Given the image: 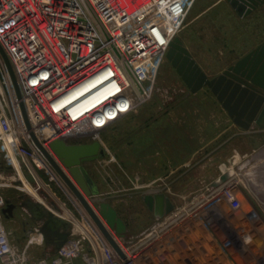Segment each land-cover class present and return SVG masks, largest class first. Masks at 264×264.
Segmentation results:
<instances>
[{"label": "built area", "instance_id": "built-area-1", "mask_svg": "<svg viewBox=\"0 0 264 264\" xmlns=\"http://www.w3.org/2000/svg\"><path fill=\"white\" fill-rule=\"evenodd\" d=\"M194 1L0 0V48L11 66L29 125L28 129L13 85L0 64V156L4 167L12 173L0 186L22 189L26 183L33 187L36 179L41 181L39 174H43L67 195L31 134L47 151L48 145L57 140L68 144L73 140H83L78 144L99 142L103 131L149 102L168 45L177 36ZM82 93L88 94L80 99ZM102 95L94 104L78 110ZM22 169L33 178L34 184L27 182ZM225 175L228 180L232 171L222 176ZM227 180L219 187L225 186ZM220 192L226 193L225 188L220 187ZM225 199L230 202L220 208L222 222L235 221L241 213L246 233L238 238L236 228L231 231L229 225H220V240L216 236L220 241L216 246L220 251L218 263L240 264L239 257L235 258L240 254L244 259L241 264H264V245L256 248L249 241L261 228L256 214L259 210L252 205L240 210V201L234 194L226 195ZM4 206V198L0 196V211ZM78 212V216L71 214L66 219L70 235L64 245L55 254L36 259L29 256V250L41 235L40 226L32 224L24 247L18 249L9 240L0 212V264L133 262L134 251L128 253L118 241L124 256L120 258L86 212L81 208ZM179 217V214L170 217L172 228L188 218L186 215L179 221ZM252 217L257 221L252 223ZM223 234L238 241V247L228 249L222 243ZM157 237L154 231L149 240L154 242ZM246 240L249 253L243 246ZM255 249L257 259L253 258ZM173 250L172 264H191L190 256L184 252L189 253L192 248L174 246ZM222 257L227 263L221 261Z\"/></svg>", "mask_w": 264, "mask_h": 264}, {"label": "rangeland", "instance_id": "rangeland-1", "mask_svg": "<svg viewBox=\"0 0 264 264\" xmlns=\"http://www.w3.org/2000/svg\"><path fill=\"white\" fill-rule=\"evenodd\" d=\"M176 37L205 75L215 78L264 42V6L239 18L225 0H195ZM0 64L11 81L1 55ZM98 139L104 158L83 167L98 190L96 198L109 204L125 226L121 236L111 231L112 235L128 253L134 251L135 258L140 254L131 264H170L174 246L201 243L205 230L220 245V228L230 224L222 222L220 215V208L230 202L226 195H236L242 211L251 205L259 210L256 214L264 233V133L246 134L235 126L208 88L191 94L166 59L151 100L103 131ZM63 171L68 174L65 168ZM228 171L237 179L225 189L226 193H221L218 182ZM39 177V186L24 183L22 189L28 198L36 199L32 201L40 202L63 220L71 214L78 216L83 207L61 179L67 195L43 174ZM159 192L173 206L161 217L143 202L144 195ZM84 198L98 213V204ZM51 203L58 211L52 210ZM172 214H179V221L191 216L192 223L183 221L172 228ZM3 226L10 242L23 248L32 225L23 229L19 214L12 221H3ZM154 231L158 237L153 242L149 238ZM221 240L239 245L226 234ZM207 242L212 243L211 237ZM43 246L39 235L29 256L41 257ZM144 253L149 262L147 259L141 263Z\"/></svg>", "mask_w": 264, "mask_h": 264}, {"label": "water", "instance_id": "water-1", "mask_svg": "<svg viewBox=\"0 0 264 264\" xmlns=\"http://www.w3.org/2000/svg\"><path fill=\"white\" fill-rule=\"evenodd\" d=\"M225 1L239 18L248 16L264 5V0ZM0 55L7 68L16 98L19 101L24 122L29 129L14 74L1 48ZM165 59L191 94H195L205 87L208 88L226 112L227 116L231 119L232 123L242 129L246 134L254 133V128L264 130V42L239 59L222 74L212 79H209L205 75L177 37L169 43ZM31 138L57 176L78 200L114 252L120 258H124L111 235L70 179L32 134ZM49 149L59 163L66 169L68 175L83 195L93 203L98 204V206L95 205V209L109 230L114 232L117 237L121 236L126 231L123 222L118 218L115 210L109 204L105 203L102 199L96 198L98 196V190L83 167L85 163L104 158V150L100 143L68 144L64 141L57 140L49 144ZM6 170L9 171L8 168ZM9 173L12 174L11 172ZM22 173L29 184H34L33 178L25 169H22ZM227 177L228 175L222 176L220 183L226 181ZM15 185H18V183H15ZM24 196H20L18 200L24 198ZM143 202L149 210L153 209L154 214L159 217L170 213L173 209L170 201L161 192L152 196L144 195ZM4 204L5 207L0 212L2 215L8 214V218H10L14 206L10 204V200L8 199L4 200ZM31 205L27 209L28 215L35 225L40 226L39 232L42 235L45 245L47 248H51L53 254H55L67 241L70 235V225L66 220L56 216L40 202H31ZM50 206L52 210L57 211L53 203Z\"/></svg>", "mask_w": 264, "mask_h": 264}, {"label": "bare ground", "instance_id": "bare-ground-1", "mask_svg": "<svg viewBox=\"0 0 264 264\" xmlns=\"http://www.w3.org/2000/svg\"><path fill=\"white\" fill-rule=\"evenodd\" d=\"M92 85V84H91ZM91 85H89L88 87H90ZM87 87V88H88ZM83 90H80V92H82ZM93 91V90H92ZM79 92H76V94L77 95H79L78 94ZM75 94V95H76ZM83 94V95H82ZM81 95L82 96H80L79 98L81 99V98H83L84 96H86L87 94H85V93H82ZM85 94V95H84ZM105 95V94H104ZM104 95H102V96H100V97H97L96 99L94 98V99H92V100H90V101H88L87 103H85L84 105H82L81 106V108H79L78 110H83V109H85L86 107H88V106H90L91 104H94L96 101H98L99 99H101ZM79 100V99H78ZM76 144H78V143H76ZM44 149V148H43ZM45 150V149H44ZM50 156H51V158L54 160V162L60 167V169L63 171V166L62 165H60L59 163H58V161H57V159H55V157L53 156L54 154L53 153H51L50 151V149H49V145H48V151L47 150H45ZM53 154V155H52ZM64 172V171H63ZM64 174L68 177L69 175L68 174H66V172H64ZM68 178H70V181L72 182V184L75 186V188L77 189V185L74 183V181L71 179V177H68ZM236 176H235V174H233V176L232 177H230V179L228 180V182L225 184V186H221L222 188H228V187H231V186H233L234 184H235V182H236ZM247 185H249L248 183L249 182H247V181H244ZM37 183V182H36ZM239 185V184H238ZM35 186H39V184L37 183V184H35ZM66 187V186H65ZM79 189V188H78ZM65 190V189H64ZM80 190V189H79ZM233 191V190H232ZM82 193V192H81ZM80 193V194H81ZM83 194V193H82ZM81 194V195H82ZM83 196V195H82ZM85 196H83V198H84ZM259 197V196H258ZM85 199V198H84ZM85 201H86V199H85ZM87 202V201H86ZM88 205H89V207L92 209V211L94 212V214L99 218V220L101 221V223L103 224V225H105L106 226V224H105V222L99 217V214L98 213H96V211L90 206V204L89 203H87ZM57 209V208H56ZM55 211V210H54ZM58 211V210H57ZM245 213V212H244ZM71 216H69V218H70ZM191 217V216H190ZM186 218L185 220H183V221H185V222H187V221H189V220H192L193 219V217L192 218ZM242 218V219H241ZM251 221H252V223L254 222V221H257V218L255 217V218H253L252 217V219H251ZM190 223H192L191 221H189ZM227 223H230V224H228V225H230V227L231 228H233V229H235L236 228V230H237V236H238V238L239 237H242L243 238V235L246 233L245 231H246V228H245V224H244V221H243V216H239V218L237 219V220H235V221H228ZM104 226V227H105ZM261 226V225H260ZM107 227V226H106ZM108 228V227H107ZM109 229V228H108ZM258 229H260V228H258ZM235 231V230H234ZM258 231V230H257ZM257 231H255L256 233L254 234V236H252L250 239L251 240H249V241H251L252 243L251 244H253V245H255V247L257 248L258 246H260V247H263V245L264 244H262V243H264V233H262V235L260 234L259 235V232L261 231H259L258 233H257ZM263 231V230H262ZM243 232H245V233H243ZM109 233V232H108ZM192 233H193V230H192ZM109 234H111L112 235V233H109ZM103 236V235H102ZM202 236H203V240L201 241V243H194V241H192L191 242V244L189 245V248H192L193 250L191 251L190 250V254H189V256H190V261H191V264H219L218 262H220V251L218 250V248L216 247L217 246V243L213 240V238H212V236L209 234V231H207V230H205V231H203V234H202ZM204 236H205V238H207L206 240H204L205 238H204ZM211 237V239H212V243L211 244H208V242H207V240H208V237ZM112 238H113V240L115 241V243L116 242H118V239L116 238V237H114L113 235L111 236ZM260 237H262V239H260ZM244 241V240H243ZM249 241H247L246 240V242L244 243L243 242V246L245 247V249L247 250H250L249 249V245H248V242ZM261 241H262V243H261ZM236 243L237 242H235L234 244H232V245H228V249H233V248H237L238 246L236 245ZM117 244V243H116ZM227 245V244H226ZM252 249V248H251ZM247 250V252L249 253V251ZM192 254H194L193 256H192ZM253 255H254V259H257L259 256H258V252H257V249H255V251L253 252ZM146 257V256H145ZM238 257H239V261H240V264L244 261V259L240 256V254H239V256L238 255H235V258L236 259H238ZM247 257L249 258V255H247ZM246 257V261H247V258ZM136 259H139V256L137 257V258H134V260H133V262L136 260ZM148 259V257L145 259L144 257H143V261L141 260V263L142 262H144L145 260H147ZM221 261L222 262H226L227 263V261L225 260V258L224 257H222V259H221ZM170 264H172V262H170ZM173 264H175V262L173 263Z\"/></svg>", "mask_w": 264, "mask_h": 264}, {"label": "crops", "instance_id": "crops-1", "mask_svg": "<svg viewBox=\"0 0 264 264\" xmlns=\"http://www.w3.org/2000/svg\"><path fill=\"white\" fill-rule=\"evenodd\" d=\"M221 1H224V0H220V2ZM226 4L229 6V4L227 2H226ZM229 8H230V6H229ZM8 178H9V172L4 167V165H3L2 161H1V156H0V182H4ZM2 192H4V194H2ZM18 193H22V194L21 195L20 194L18 195ZM23 195H25L24 197H27V199H29V200H36L34 198H28V194H26V192L23 189H17V188L15 189V188L7 187V186H0V196H2V198H4V200L5 199H8V200H18V198L20 196H23ZM51 255H53L52 249L51 248H47V246L44 243L43 253L41 254V257H49ZM145 255L146 254L144 253L142 257H145ZM147 261L149 262V258H148Z\"/></svg>", "mask_w": 264, "mask_h": 264}, {"label": "flooded vegetation", "instance_id": "flooded-vegetation-1", "mask_svg": "<svg viewBox=\"0 0 264 264\" xmlns=\"http://www.w3.org/2000/svg\"><path fill=\"white\" fill-rule=\"evenodd\" d=\"M256 129H258V128H256ZM254 133H264V130L259 129L258 131L257 130L254 131ZM26 199H27V197H24V198L19 199V200H10V204H12L14 206V208L12 209L11 216L9 215L10 218H8V214H5V215L1 214L2 222L3 221L4 222L12 221L15 217L17 218V216L20 214L21 224H22L23 229L26 227H30V225L34 224L32 222V220L30 219V217L28 215V211H27V209L32 206L31 202H33V201L32 200H26Z\"/></svg>", "mask_w": 264, "mask_h": 264}]
</instances>
